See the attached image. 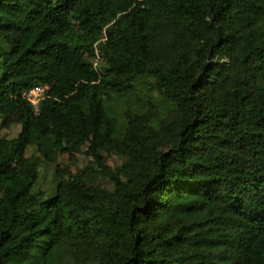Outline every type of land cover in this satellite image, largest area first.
Instances as JSON below:
<instances>
[{
  "label": "trees",
  "instance_id": "16d2710c",
  "mask_svg": "<svg viewBox=\"0 0 264 264\" xmlns=\"http://www.w3.org/2000/svg\"><path fill=\"white\" fill-rule=\"evenodd\" d=\"M0 116V264H264V0H0Z\"/></svg>",
  "mask_w": 264,
  "mask_h": 264
},
{
  "label": "rangeland",
  "instance_id": "374dc122",
  "mask_svg": "<svg viewBox=\"0 0 264 264\" xmlns=\"http://www.w3.org/2000/svg\"><path fill=\"white\" fill-rule=\"evenodd\" d=\"M20 130V125L16 123L6 124L4 126L1 125V116H0V136H15L18 131ZM33 151L30 149L28 151V154H31ZM121 161V158L116 154H111L107 156V162L108 164L114 166L118 162ZM86 162V155L84 154H78L74 157H69L68 155H62L59 159V164L62 166H69L72 168V171H77L80 167L83 166V164ZM42 177H41V185L43 187H47L49 184H51L53 179V173H54V164H50L49 166H46L42 168ZM51 195L54 194V192L50 191Z\"/></svg>",
  "mask_w": 264,
  "mask_h": 264
},
{
  "label": "built area",
  "instance_id": "2783aa9c",
  "mask_svg": "<svg viewBox=\"0 0 264 264\" xmlns=\"http://www.w3.org/2000/svg\"><path fill=\"white\" fill-rule=\"evenodd\" d=\"M46 88L47 86H35L30 90H26L24 95L38 108L39 102L45 95Z\"/></svg>",
  "mask_w": 264,
  "mask_h": 264
}]
</instances>
